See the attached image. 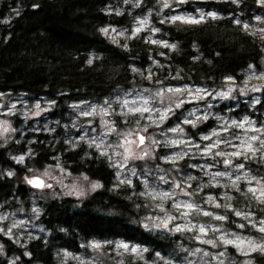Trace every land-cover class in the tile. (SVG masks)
Listing matches in <instances>:
<instances>
[{
	"label": "trees",
	"instance_id": "16d2710c",
	"mask_svg": "<svg viewBox=\"0 0 264 264\" xmlns=\"http://www.w3.org/2000/svg\"><path fill=\"white\" fill-rule=\"evenodd\" d=\"M184 5L188 12H214L217 18L192 25L166 24L159 17V0H0V94L22 96L29 102H52L50 116L65 122L73 104L100 103L117 91L132 88L134 70L147 69L155 59L173 72L172 79L166 80L171 87L191 84L220 88L228 79L238 84L248 67H259L264 42L235 22L237 18L249 21L264 14L258 0ZM146 15L157 40L167 45L162 52L144 32L119 45L102 33L106 28L129 31L136 20ZM215 109L237 120L248 116L261 124L264 91L254 106L243 99L236 102L230 98ZM12 120L16 129L13 139L0 146V204L21 202L27 207L33 190L22 181L27 169L50 164L53 157L69 172L85 175L99 187L80 199L38 201V221L48 235L29 240L23 248L0 235L6 258L14 254L21 264H80L72 260L61 263L59 256L62 252L88 256V244L92 242H123L145 249L146 259L126 254L122 264H149L157 256H175L179 261L188 239L181 233L154 231L141 225L140 219L149 206L137 180L119 184L109 162L84 144L71 149L63 137L57 138L59 131L53 136L34 132L30 122L19 127L17 116ZM212 122L208 120L194 128L185 124V128L196 139L215 126ZM26 153L29 155L24 163L16 162L17 156ZM237 161L264 182V161L260 157ZM187 162L184 159L178 165L183 168ZM206 191L218 194L219 190ZM238 193L235 192L238 202L234 205H242L264 218V203L256 202L247 193ZM227 250L240 257L232 248ZM5 257L0 256V264H9ZM252 259L253 264H264V253H254Z\"/></svg>",
	"mask_w": 264,
	"mask_h": 264
},
{
	"label": "rangeland",
	"instance_id": "374dc122",
	"mask_svg": "<svg viewBox=\"0 0 264 264\" xmlns=\"http://www.w3.org/2000/svg\"><path fill=\"white\" fill-rule=\"evenodd\" d=\"M207 1L237 0H159V17L166 24L189 25L217 18L214 12H188L182 7L187 2ZM258 4L264 8V0H258ZM175 16L183 19L173 20ZM235 22L264 42V14L249 21L237 18ZM141 32L159 52L167 49L165 42L157 40L149 15L136 20L129 31L102 30L108 40L118 45ZM166 67L155 59L147 69L134 70L132 88L117 91L100 103L73 104L65 122L50 116L52 102H29L22 96L0 94V146L13 139L16 129L12 117L17 116L19 127L30 122L34 132L53 136L59 131L57 138L63 137L71 149L81 144L92 149L109 162L119 184L137 180L149 206L140 219L141 225L154 231L184 234L189 242L179 261H175V256H157L149 264H253L252 254L264 253V218L242 205H234L238 202L235 192L247 193L256 202L264 203V182L237 160L260 157L264 161V122L259 124L248 116L237 120L215 108L230 98L236 102L243 99L251 106L259 102L264 91V58L259 67H248L241 83L228 79L220 88L167 86L166 80L172 79L173 72ZM208 120H213L215 126L196 139L189 136L185 124L194 128ZM28 155H19L15 160L24 163ZM52 159L41 168L27 169L22 179L26 185L31 177L46 182L42 190L31 188L27 207L21 202L0 204V235L11 239L16 247L23 248L29 240L48 235L38 221V201L80 199L99 187L98 182L71 173L56 157ZM184 159L188 162L182 168L178 164ZM210 188H217L218 194L207 193ZM227 248L240 257L231 255ZM88 251V256L62 252L59 258L61 263L72 260L80 264H122L126 254L133 259H146L145 249L123 242H92ZM0 256L5 257L1 243ZM6 260L21 264L14 254Z\"/></svg>",
	"mask_w": 264,
	"mask_h": 264
},
{
	"label": "water",
	"instance_id": "95a60500",
	"mask_svg": "<svg viewBox=\"0 0 264 264\" xmlns=\"http://www.w3.org/2000/svg\"><path fill=\"white\" fill-rule=\"evenodd\" d=\"M29 181H36V184H31ZM27 184L29 185L30 188L33 189H39L42 190L45 184V180L41 179L40 177H31L26 180Z\"/></svg>",
	"mask_w": 264,
	"mask_h": 264
},
{
	"label": "snow or ice",
	"instance_id": "6c2138e0",
	"mask_svg": "<svg viewBox=\"0 0 264 264\" xmlns=\"http://www.w3.org/2000/svg\"><path fill=\"white\" fill-rule=\"evenodd\" d=\"M165 7H167V5H165ZM172 19L173 20H179V19H183L182 17H179V16H175V17H172ZM190 22H195V21H190ZM104 31H107V30H104ZM137 31H139V29H137ZM174 47V46H173ZM91 62V61H90ZM179 106V105H178ZM141 139V143H143V137H141L140 138ZM21 159H23L22 157H21ZM226 163H227V161H226ZM29 183H31V184H36L37 182L36 181H29ZM96 186H98V185H96ZM165 195H167V194H165ZM189 207H191V205H189ZM220 219H223V217H220ZM262 231H264V229H261ZM201 231L203 232V229H201ZM124 247L126 248L127 247V245H124ZM133 251H135V249H133Z\"/></svg>",
	"mask_w": 264,
	"mask_h": 264
},
{
	"label": "flooded vegetation",
	"instance_id": "af4514ba",
	"mask_svg": "<svg viewBox=\"0 0 264 264\" xmlns=\"http://www.w3.org/2000/svg\"><path fill=\"white\" fill-rule=\"evenodd\" d=\"M45 185H46V182H45V184H44V187H43V189L45 188Z\"/></svg>",
	"mask_w": 264,
	"mask_h": 264
}]
</instances>
